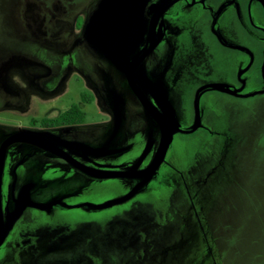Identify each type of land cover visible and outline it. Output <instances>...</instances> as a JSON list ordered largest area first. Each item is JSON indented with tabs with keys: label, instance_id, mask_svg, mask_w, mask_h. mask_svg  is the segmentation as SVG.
<instances>
[{
	"label": "flooded vegetation",
	"instance_id": "obj_1",
	"mask_svg": "<svg viewBox=\"0 0 264 264\" xmlns=\"http://www.w3.org/2000/svg\"><path fill=\"white\" fill-rule=\"evenodd\" d=\"M72 1L62 3L59 20H74L78 41L115 67L153 129L134 138L122 91L115 96L92 72L77 100L44 103L42 114L31 108L21 116L1 115L23 112L30 96H66L76 62L55 50L50 34L36 33L29 19L18 18L14 3L0 4V264H179L193 232L205 229L202 191L216 171L201 173L200 154L190 160L179 137L215 135L210 119L221 118L215 94H264V0H140L137 44L120 57L123 69L85 36L101 0L83 7V0ZM94 106L110 111L109 119L92 122ZM169 133L167 152L153 171ZM50 166L76 176L50 179L60 173ZM113 183L121 186L119 194H94ZM180 187L187 192L185 212L171 204ZM165 188L169 193L155 196ZM145 195L155 197L152 213L159 221L139 228L142 247L131 258L123 238L122 248L110 250L104 234L123 225L112 214ZM171 215L180 219V237L167 245L157 236L150 242L147 234L162 235ZM186 230L192 232L187 238Z\"/></svg>",
	"mask_w": 264,
	"mask_h": 264
},
{
	"label": "rangeland",
	"instance_id": "obj_2",
	"mask_svg": "<svg viewBox=\"0 0 264 264\" xmlns=\"http://www.w3.org/2000/svg\"><path fill=\"white\" fill-rule=\"evenodd\" d=\"M9 1L14 3L18 18L29 19L36 33L50 34L55 50L66 55L71 54L72 61L76 64L70 69L73 77L64 84L66 96L63 97L62 93L57 97H51L49 94L42 100L30 96L23 112H3L1 115L21 116L30 113L31 108H33L31 111L38 110L37 113L42 114L41 105L44 103L47 106H63L64 103H70L68 100L70 97L77 100L79 93L86 87L84 81L88 83L89 73L92 72L97 82L103 79L112 87L115 96L118 95L117 91H122L120 97L124 103V114L128 117L126 127L134 138H143L153 129L149 119L143 118L142 108L125 87L123 78L115 67L94 48L78 41L80 33L75 29L74 20L71 18L59 20L63 15L62 3L68 4L70 0H0V4ZM90 2L93 3V0H83L80 4L83 7ZM215 97L221 117L210 119L215 135L199 132L195 136L179 137L181 142L185 141L189 149L190 160L196 161V155L200 154L201 163L198 168L201 173L212 172L213 168H216V171L214 170L215 173L209 177L202 191L205 229L193 232L196 233L193 243L179 257L178 263L264 264V94L248 99H239L223 93H217ZM110 114L111 112L103 107L94 106L89 112V118H93L92 122L100 123L102 120L106 121L107 117L109 119ZM50 169L58 168L50 166ZM58 170L60 173L52 174L50 179H56L58 177L56 175L62 178L76 176L63 168ZM113 184L110 188H96L94 194L104 197L119 194L121 186ZM169 189L157 190L155 196L164 197L167 192L169 193ZM148 196L145 195L129 206L127 204L119 208L118 210L124 211L123 213L116 216L112 214L114 223L117 217L123 225L119 226L121 229L113 226L114 228H111L113 230L108 229L104 234L107 239L106 241L104 238V242L110 250L117 251L118 248H122V238L123 247L129 248L130 258L136 250L141 249L142 230L139 228L144 230L159 221L152 213L157 210L156 202L152 200L155 197L150 199ZM175 196L171 204L173 207L176 205L178 211L185 212L188 209L185 188L180 187ZM116 211L117 209L114 212ZM139 213L142 216H139ZM180 230V219L171 215L162 233L163 236L156 231H151L147 236L149 235L150 242L162 238L161 244L167 245L180 237ZM191 233L190 230H186L184 235L187 238ZM117 234L120 239L119 245L115 240Z\"/></svg>",
	"mask_w": 264,
	"mask_h": 264
},
{
	"label": "water",
	"instance_id": "obj_3",
	"mask_svg": "<svg viewBox=\"0 0 264 264\" xmlns=\"http://www.w3.org/2000/svg\"><path fill=\"white\" fill-rule=\"evenodd\" d=\"M140 0H101L98 12L85 28L88 42L108 56L119 68L120 57L137 44L134 38L140 28ZM171 142V134L166 135L159 155L152 167L154 171L163 161Z\"/></svg>",
	"mask_w": 264,
	"mask_h": 264
}]
</instances>
